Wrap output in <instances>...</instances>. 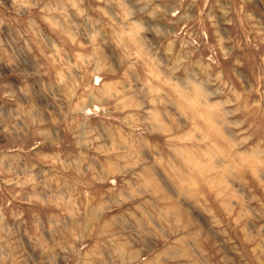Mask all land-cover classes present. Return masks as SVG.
<instances>
[{
    "label": "rangeland",
    "instance_id": "obj_1",
    "mask_svg": "<svg viewBox=\"0 0 264 264\" xmlns=\"http://www.w3.org/2000/svg\"><path fill=\"white\" fill-rule=\"evenodd\" d=\"M0 264H264V0H0Z\"/></svg>",
    "mask_w": 264,
    "mask_h": 264
}]
</instances>
